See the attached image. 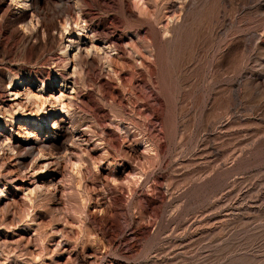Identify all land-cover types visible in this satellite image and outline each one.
I'll use <instances>...</instances> for the list:
<instances>
[{"label": "rangeland", "instance_id": "obj_1", "mask_svg": "<svg viewBox=\"0 0 264 264\" xmlns=\"http://www.w3.org/2000/svg\"><path fill=\"white\" fill-rule=\"evenodd\" d=\"M0 264H264V0H0Z\"/></svg>", "mask_w": 264, "mask_h": 264}, {"label": "bare ground", "instance_id": "obj_2", "mask_svg": "<svg viewBox=\"0 0 264 264\" xmlns=\"http://www.w3.org/2000/svg\"><path fill=\"white\" fill-rule=\"evenodd\" d=\"M69 47V46H68ZM68 47L66 48V50H68ZM66 54H67V51H66ZM69 59L70 58H67V64H66V66H68L69 65ZM62 84L60 85L61 87V89L60 90H58V92H59V96L58 97H53L54 98V102H56V103H58V104H62V99H63V97H65V95H64V90L66 89L65 88V84L63 83V82H61ZM32 85L30 86V87H25L24 88V91H22L21 93L19 92V90H17V89H14V92H13V94H12V96H15V97H18V96H23L24 97V99H25V101H27V102H31V101H39L40 102V100H42L41 98H42V90H43V87L41 86V85H36L34 82L33 83H31ZM18 88V87H17ZM32 88H36V89H38V91L37 92H34L33 91V89ZM44 91V90H43ZM52 101V100H51ZM53 101L51 102L52 104L54 103ZM16 105L18 106L19 105V103H16ZM62 106L63 105H61L60 106V110L61 109H63L62 108ZM46 115L44 116V118L42 119V122L40 123V124H38V123H35L34 124V126L35 127H38V128H41L42 126H43V124L44 125H47V121H46V117H48L50 114H51V111L49 110L47 113H45ZM44 121V122H43ZM43 123V124H42ZM16 147H18V146H16Z\"/></svg>", "mask_w": 264, "mask_h": 264}]
</instances>
